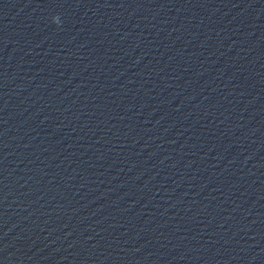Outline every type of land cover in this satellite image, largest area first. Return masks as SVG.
I'll list each match as a JSON object with an SVG mask.
<instances>
[{"label": "water", "instance_id": "obj_1", "mask_svg": "<svg viewBox=\"0 0 264 264\" xmlns=\"http://www.w3.org/2000/svg\"><path fill=\"white\" fill-rule=\"evenodd\" d=\"M0 264H264V0H0Z\"/></svg>", "mask_w": 264, "mask_h": 264}, {"label": "clouds", "instance_id": "obj_2", "mask_svg": "<svg viewBox=\"0 0 264 264\" xmlns=\"http://www.w3.org/2000/svg\"><path fill=\"white\" fill-rule=\"evenodd\" d=\"M53 20H54L55 23H57V24L60 23V18H59V16H55V17H53Z\"/></svg>", "mask_w": 264, "mask_h": 264}]
</instances>
